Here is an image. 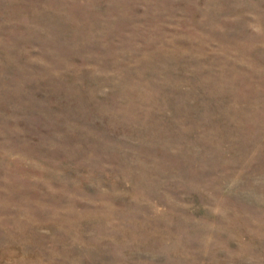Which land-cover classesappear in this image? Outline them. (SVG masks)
Here are the masks:
<instances>
[{
    "label": "rangeland",
    "instance_id": "obj_1",
    "mask_svg": "<svg viewBox=\"0 0 264 264\" xmlns=\"http://www.w3.org/2000/svg\"><path fill=\"white\" fill-rule=\"evenodd\" d=\"M0 264H264V0H0Z\"/></svg>",
    "mask_w": 264,
    "mask_h": 264
}]
</instances>
